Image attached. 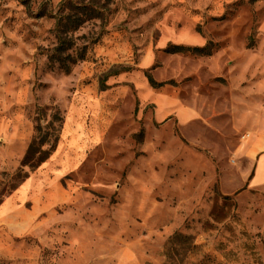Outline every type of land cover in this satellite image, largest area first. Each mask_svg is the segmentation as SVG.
<instances>
[{
    "label": "rangeland",
    "instance_id": "obj_1",
    "mask_svg": "<svg viewBox=\"0 0 264 264\" xmlns=\"http://www.w3.org/2000/svg\"><path fill=\"white\" fill-rule=\"evenodd\" d=\"M0 264H264V0H0Z\"/></svg>",
    "mask_w": 264,
    "mask_h": 264
},
{
    "label": "crops",
    "instance_id": "obj_2",
    "mask_svg": "<svg viewBox=\"0 0 264 264\" xmlns=\"http://www.w3.org/2000/svg\"><path fill=\"white\" fill-rule=\"evenodd\" d=\"M209 133V141L204 142V144L205 146H211L216 151L217 143L214 142L215 134H213V131ZM219 158V189L223 195L228 196L246 186L253 172V166L249 164L245 167L241 162L236 163L230 160L227 152L219 154Z\"/></svg>",
    "mask_w": 264,
    "mask_h": 264
},
{
    "label": "trees",
    "instance_id": "obj_3",
    "mask_svg": "<svg viewBox=\"0 0 264 264\" xmlns=\"http://www.w3.org/2000/svg\"><path fill=\"white\" fill-rule=\"evenodd\" d=\"M27 12L29 14H32L30 11V7L27 6ZM50 16L52 18H54V20H56V25L58 26L59 30H61L62 34H65L66 32H72L74 30H76L82 23L83 19H79L78 21H71L69 17H56L55 15L53 16L51 13L47 12L45 9H43L42 11H39L36 14V17H44V16ZM60 33V34H61ZM181 49H174V51H179ZM198 50V49H196ZM148 84L151 87H158L160 86V84L155 83L152 79H148ZM252 175V174H251ZM251 177V176H250Z\"/></svg>",
    "mask_w": 264,
    "mask_h": 264
},
{
    "label": "bare ground",
    "instance_id": "obj_4",
    "mask_svg": "<svg viewBox=\"0 0 264 264\" xmlns=\"http://www.w3.org/2000/svg\"><path fill=\"white\" fill-rule=\"evenodd\" d=\"M187 134L190 137L196 136L200 142H206L209 141V137L207 135H204L203 133H197L194 131L193 128L187 127L186 128Z\"/></svg>",
    "mask_w": 264,
    "mask_h": 264
}]
</instances>
